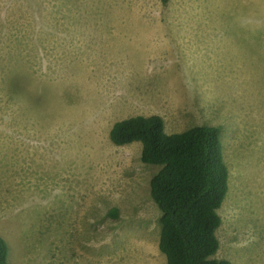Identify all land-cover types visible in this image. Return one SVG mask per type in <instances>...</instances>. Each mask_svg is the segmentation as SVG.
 Segmentation results:
<instances>
[{
	"label": "rangeland",
	"instance_id": "1",
	"mask_svg": "<svg viewBox=\"0 0 264 264\" xmlns=\"http://www.w3.org/2000/svg\"><path fill=\"white\" fill-rule=\"evenodd\" d=\"M264 0H0V237L7 264H165L140 143L221 131L217 259L264 264Z\"/></svg>",
	"mask_w": 264,
	"mask_h": 264
},
{
	"label": "trees",
	"instance_id": "2",
	"mask_svg": "<svg viewBox=\"0 0 264 264\" xmlns=\"http://www.w3.org/2000/svg\"><path fill=\"white\" fill-rule=\"evenodd\" d=\"M115 146L140 143V160L159 170L149 181L159 212L157 247L165 264H232L217 259L218 210L228 190L221 131L193 126L168 134L160 116H133L116 121L108 132ZM8 247L0 237V264Z\"/></svg>",
	"mask_w": 264,
	"mask_h": 264
},
{
	"label": "clouds",
	"instance_id": "3",
	"mask_svg": "<svg viewBox=\"0 0 264 264\" xmlns=\"http://www.w3.org/2000/svg\"><path fill=\"white\" fill-rule=\"evenodd\" d=\"M237 22L240 23L242 26L264 27V17H258L253 19L251 16H246L238 13Z\"/></svg>",
	"mask_w": 264,
	"mask_h": 264
}]
</instances>
